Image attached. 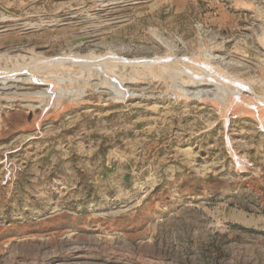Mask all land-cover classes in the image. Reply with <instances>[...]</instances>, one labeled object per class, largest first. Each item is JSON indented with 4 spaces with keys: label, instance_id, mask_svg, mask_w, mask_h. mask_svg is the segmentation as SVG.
Instances as JSON below:
<instances>
[{
    "label": "rangeland",
    "instance_id": "obj_1",
    "mask_svg": "<svg viewBox=\"0 0 264 264\" xmlns=\"http://www.w3.org/2000/svg\"><path fill=\"white\" fill-rule=\"evenodd\" d=\"M0 56L68 93L0 84V264H264V0H0Z\"/></svg>",
    "mask_w": 264,
    "mask_h": 264
},
{
    "label": "bare ground",
    "instance_id": "obj_2",
    "mask_svg": "<svg viewBox=\"0 0 264 264\" xmlns=\"http://www.w3.org/2000/svg\"><path fill=\"white\" fill-rule=\"evenodd\" d=\"M127 3V2H126ZM110 5V4H109ZM1 57V56H0ZM31 60H33V59H31ZM209 60V59H208ZM61 61V60H60ZM41 62V61H40ZM58 62H59V60H58ZM65 62V61H64ZM195 62V61H194ZM31 63V62H30ZM34 63V62H33ZM37 63V62H36ZM39 63V62H38ZM37 63V64H38ZM46 64V63H45ZM48 64V63H47ZM203 64V63H202ZM34 65V64H33ZM40 65V64H39ZM50 65V64H49ZM207 65V64H206ZM41 66V65H40ZM46 66V65H45ZM51 66V65H50ZM28 67V66H27ZM35 67H37V65L35 64ZM43 68H44V66H43ZM55 68V67H54ZM57 68V67H56ZM62 68V67H61ZM72 68V67H71ZM42 68H40V70H41ZM147 69V68H146ZM197 69V68H196ZM201 69V68H200ZM205 69V68H204ZM203 69V70H204ZM26 70H28L27 72H28V76L25 78V79H21V78H16V77H10V78H6L5 80H3V81H1L0 82V84L2 83V85L4 86V88L3 89H7V88H10L11 87V85H9L8 83L9 82H15V83H21V84H23V85H25V84H27V85H33V84H35V85H38V84H41V83H43V84H47L48 83V86H49V88H46L45 90H44V92H41V93H38L37 95H38V98L40 97V100H39V103H40V105L38 106L37 105V107L36 108H39V107H41V106H43L44 104H45V101L46 102H52V101H59V100H62V98H64V94L66 93H61V91H60V94L59 93H57L56 91H55V89H54V87L56 86L55 85V83L53 82V80H51L50 78H45V77H43V76H41V75H39V74H35L34 72L36 71L35 70V68L33 67V66H30L29 67V69H26ZM45 70V69H44ZM22 71H23V69H22ZM30 71V72H29ZM24 72V71H23ZM39 71L37 70V73H38ZM40 74H41V72H39ZM55 73V72H54ZM201 73V72H200ZM224 73V72H223ZM11 74V73H10ZM9 74V75H10ZM155 74V73H154ZM178 74V73H177ZM163 75V74H162ZM171 75V74H170ZM202 75V74H201ZM8 76V75H7ZM47 76V75H46ZM62 76V75H61ZM22 77V76H21ZM182 77V76H181ZM58 78V77H57ZM227 78H229V77H227ZM194 79V78H193ZM75 80V79H74ZM195 80V79H194ZM202 80V79H201ZM208 80V79H207ZM220 80V79H219ZM140 81V80H139ZM176 81V80H175ZM187 81V80H186ZM190 81V80H189ZM225 81V80H224ZM235 81V80H234ZM237 81V80H236ZM239 81V80H238ZM54 83V84H53ZM177 83V82H176ZM213 83V82H212ZM239 84H240V82H238ZM57 84V83H56ZM237 84V83H236ZM238 84V85H239ZM1 85V86H2ZM13 85V84H12ZM20 84H18V86H19ZM205 85V84H204ZM219 85H221V84H219ZM22 86V85H21ZM59 86V85H58ZM222 86V85H221ZM241 86V85H240ZM238 87V86H237ZM56 88V87H55ZM171 88V87H170ZM143 89V88H142ZM229 90V89H228ZM228 90H226V89H223V88H221L220 90H219V92L220 93H223V96H224V94H227L228 93ZM235 90V89H234ZM210 92V91H209ZM237 93H238V91H237ZM239 93H240V91H239ZM9 94V93H8ZM68 93H66V95H67ZM123 94H126V96L128 95L127 93H124L123 92ZM232 95V94H231ZM236 95V94H235ZM238 95V94H237ZM28 96V95H27ZM132 96V95H131ZM233 96V95H232ZM26 97V96H25ZM31 97V96H30ZM183 97V96H182ZM237 97V96H236ZM235 97V98H236ZM239 97V96H238ZM10 98V97H9ZM36 99V98H35ZM35 99H33L34 101H35ZM234 98L232 97V100H233ZM235 102H236V100H235ZM235 102H234V100H233V105L235 104ZM58 103V102H57ZM60 103V102H59ZM47 104H50V103H47ZM249 104V103H248ZM234 107V106H233ZM59 108V107H58ZM232 108V107H231ZM263 108V107H262ZM263 110H264V108H263ZM244 114V113H243ZM247 114H249V113H247ZM251 115V114H250Z\"/></svg>",
    "mask_w": 264,
    "mask_h": 264
}]
</instances>
